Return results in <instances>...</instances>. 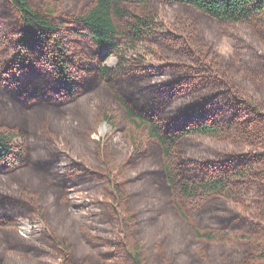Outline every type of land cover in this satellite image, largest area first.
Masks as SVG:
<instances>
[{"label": "trees", "instance_id": "16d2710c", "mask_svg": "<svg viewBox=\"0 0 264 264\" xmlns=\"http://www.w3.org/2000/svg\"><path fill=\"white\" fill-rule=\"evenodd\" d=\"M0 264H264V0H0Z\"/></svg>", "mask_w": 264, "mask_h": 264}, {"label": "rangeland", "instance_id": "374dc122", "mask_svg": "<svg viewBox=\"0 0 264 264\" xmlns=\"http://www.w3.org/2000/svg\"><path fill=\"white\" fill-rule=\"evenodd\" d=\"M232 47H233L232 40L228 37H224L220 43V49L223 52H228L232 49ZM115 62H116V58L114 56H109L106 59V64L109 66H113ZM109 134H110V128L105 123L100 124L97 130V136L106 138L107 136H109ZM115 139L120 141L118 137H115ZM121 145L124 146L123 143H121ZM35 226L39 227L40 225L36 224ZM31 228H32V224L30 222L26 220L20 221V232L23 236H29V234L31 233Z\"/></svg>", "mask_w": 264, "mask_h": 264}]
</instances>
